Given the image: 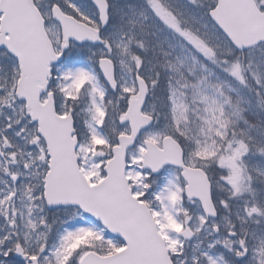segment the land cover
I'll return each instance as SVG.
<instances>
[{
    "label": "snow or ice",
    "instance_id": "snow-or-ice-1",
    "mask_svg": "<svg viewBox=\"0 0 264 264\" xmlns=\"http://www.w3.org/2000/svg\"><path fill=\"white\" fill-rule=\"evenodd\" d=\"M0 264H264V0H0Z\"/></svg>",
    "mask_w": 264,
    "mask_h": 264
}]
</instances>
